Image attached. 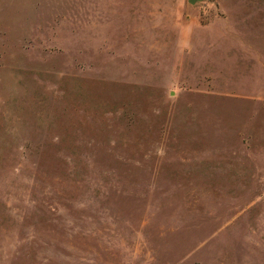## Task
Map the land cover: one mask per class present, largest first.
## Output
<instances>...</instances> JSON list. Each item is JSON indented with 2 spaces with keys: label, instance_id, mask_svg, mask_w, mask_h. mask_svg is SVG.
<instances>
[{
  "label": "rangeland",
  "instance_id": "1",
  "mask_svg": "<svg viewBox=\"0 0 264 264\" xmlns=\"http://www.w3.org/2000/svg\"><path fill=\"white\" fill-rule=\"evenodd\" d=\"M0 264H264V0H0Z\"/></svg>",
  "mask_w": 264,
  "mask_h": 264
},
{
  "label": "water",
  "instance_id": "2",
  "mask_svg": "<svg viewBox=\"0 0 264 264\" xmlns=\"http://www.w3.org/2000/svg\"><path fill=\"white\" fill-rule=\"evenodd\" d=\"M188 2H189V3H193V2H194V0H188Z\"/></svg>",
  "mask_w": 264,
  "mask_h": 264
}]
</instances>
